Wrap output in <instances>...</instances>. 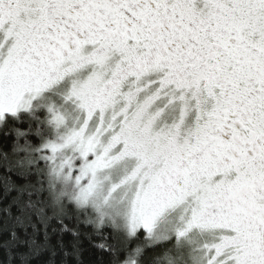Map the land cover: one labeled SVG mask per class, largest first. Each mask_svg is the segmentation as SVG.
<instances>
[{"label": "snow or ice", "instance_id": "6c2138e0", "mask_svg": "<svg viewBox=\"0 0 264 264\" xmlns=\"http://www.w3.org/2000/svg\"><path fill=\"white\" fill-rule=\"evenodd\" d=\"M264 264V0H0V264Z\"/></svg>", "mask_w": 264, "mask_h": 264}, {"label": "trees", "instance_id": "16d2710c", "mask_svg": "<svg viewBox=\"0 0 264 264\" xmlns=\"http://www.w3.org/2000/svg\"><path fill=\"white\" fill-rule=\"evenodd\" d=\"M85 251L83 253V264H106L107 256L102 255L97 249L91 247L85 242Z\"/></svg>", "mask_w": 264, "mask_h": 264}]
</instances>
